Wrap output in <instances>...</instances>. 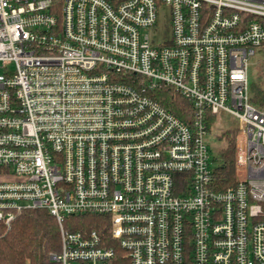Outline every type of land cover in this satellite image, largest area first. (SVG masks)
<instances>
[{
    "label": "built area",
    "instance_id": "2783aa9c",
    "mask_svg": "<svg viewBox=\"0 0 264 264\" xmlns=\"http://www.w3.org/2000/svg\"><path fill=\"white\" fill-rule=\"evenodd\" d=\"M263 40L264 0H0V224L46 210L49 264H264ZM220 110L238 119L225 187ZM85 214L106 230L65 226Z\"/></svg>",
    "mask_w": 264,
    "mask_h": 264
},
{
    "label": "trees",
    "instance_id": "16d2710c",
    "mask_svg": "<svg viewBox=\"0 0 264 264\" xmlns=\"http://www.w3.org/2000/svg\"><path fill=\"white\" fill-rule=\"evenodd\" d=\"M258 52L264 56V40ZM255 69L254 75L248 76L249 101L264 109V57ZM153 95L177 116L183 117L182 110L186 103L171 88L157 89ZM232 136L233 131L226 134L228 144L220 150L213 167L214 177L220 187L234 182ZM65 226L74 230L98 228L104 231L106 228V225L104 228L99 225L96 215L88 214L67 217ZM58 244L57 222L44 209L22 211L9 226L0 224V264H49L48 253L57 250Z\"/></svg>",
    "mask_w": 264,
    "mask_h": 264
},
{
    "label": "rangeland",
    "instance_id": "374dc122",
    "mask_svg": "<svg viewBox=\"0 0 264 264\" xmlns=\"http://www.w3.org/2000/svg\"><path fill=\"white\" fill-rule=\"evenodd\" d=\"M162 13L165 17H168L169 10L167 6H163ZM165 33L167 38H169L170 36L169 25L165 26ZM263 57H264L263 54L258 52L256 55H254L251 58V65L249 66L248 76L254 75L256 71L255 68H257V65L261 61H263ZM237 127H238V119L234 115L221 110L216 114V119L214 123L211 125L210 129L205 135V142L207 145L208 154L210 156V166L213 165L215 166L216 158L219 155L220 150L227 146L228 139L226 137V134L229 133L230 131H233L232 143L234 148V133ZM222 133H225V135L223 136ZM58 248H59V244H58ZM26 264H28V262Z\"/></svg>",
    "mask_w": 264,
    "mask_h": 264
}]
</instances>
